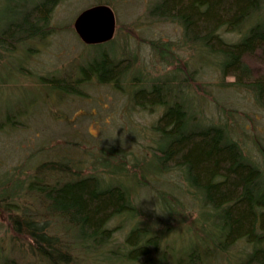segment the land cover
Listing matches in <instances>:
<instances>
[{
    "label": "trees",
    "instance_id": "obj_1",
    "mask_svg": "<svg viewBox=\"0 0 264 264\" xmlns=\"http://www.w3.org/2000/svg\"><path fill=\"white\" fill-rule=\"evenodd\" d=\"M1 1L0 48L21 45L28 56L35 51L28 42L51 31L63 0ZM146 5L148 18L180 28L177 40L143 39L161 62H177L171 70L149 76L127 47L106 49L110 39L93 44L101 50L72 65L71 74L38 76L41 98L54 93V104L82 97L94 84L123 95L128 109L157 112L144 152L98 144L83 150L79 141L64 140L34 151L48 158L0 171V214L7 221L0 264H264V138L245 124L250 118L236 129L228 117L206 120L207 97L192 87L206 67L214 69L264 113V0ZM175 48L191 53L181 61ZM213 104L235 115L218 99ZM0 114L1 132L25 126L24 108Z\"/></svg>",
    "mask_w": 264,
    "mask_h": 264
},
{
    "label": "rangeland",
    "instance_id": "obj_2",
    "mask_svg": "<svg viewBox=\"0 0 264 264\" xmlns=\"http://www.w3.org/2000/svg\"><path fill=\"white\" fill-rule=\"evenodd\" d=\"M147 1H110L116 27L112 38L114 42L105 48L115 53L120 51L121 46L127 47L131 54L136 55L135 65L144 64L148 75L156 76L166 73L178 64L161 62L145 41L151 38L177 40L180 28L172 23L148 18ZM4 4L0 0V24L6 13ZM92 4V0L61 1L54 9L51 31L40 41L28 42V45H35V51H30L33 55L30 53L31 55L26 56V47L21 45H18L15 51L12 50L13 52L0 48V111L18 107L27 111L22 117L25 126L0 131V171L9 169L26 158L31 162L48 158L50 155L38 157L45 153L38 151L34 154V151L47 143L59 145L64 143V140L79 141L78 146L83 150L91 146L95 148L98 144L116 145L115 147L126 152L137 154L144 152L148 144V125L154 121L157 112L128 109L123 95L107 86L94 84L84 88L82 97L71 95L57 104L52 103L54 93L49 98L46 97L47 99L41 98L43 88L40 91L39 75L60 73L67 76L71 74L72 65L85 61L101 50L93 44H85L73 28L76 15ZM139 42L142 44L139 45ZM31 46L27 47V50H34ZM175 49L181 61L186 60L187 54L191 53L190 50ZM20 63L19 69L26 71L17 69ZM205 69L192 84L195 93L207 97L202 105L204 118L221 122L224 117H228V122H233L231 129H236L239 126L237 123L243 122V118H250L245 124L249 126L250 123L253 130L261 131V137L264 138V113L256 108L251 96L242 89L227 85L226 82L231 80V77L221 81L219 72L208 67ZM214 99L236 111L235 115L220 113L214 107ZM208 100H211V103H208ZM238 133L243 138L242 132ZM255 155V158L263 159L258 152H255ZM87 171L88 169L85 170ZM194 215L195 213L186 215L185 222L191 221ZM5 223L7 221L0 214V237L4 236ZM235 252L236 248L232 254Z\"/></svg>",
    "mask_w": 264,
    "mask_h": 264
},
{
    "label": "water",
    "instance_id": "obj_3",
    "mask_svg": "<svg viewBox=\"0 0 264 264\" xmlns=\"http://www.w3.org/2000/svg\"><path fill=\"white\" fill-rule=\"evenodd\" d=\"M115 14L106 3H97L82 9L73 20V28L85 44H98L113 38Z\"/></svg>",
    "mask_w": 264,
    "mask_h": 264
}]
</instances>
